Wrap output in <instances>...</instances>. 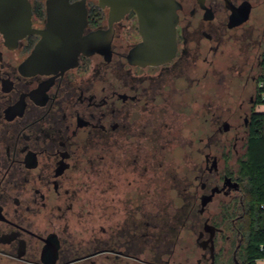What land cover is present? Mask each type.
<instances>
[{"label":"flooded vegetation","instance_id":"flooded-vegetation-1","mask_svg":"<svg viewBox=\"0 0 264 264\" xmlns=\"http://www.w3.org/2000/svg\"><path fill=\"white\" fill-rule=\"evenodd\" d=\"M178 1L158 62L132 54L137 12L111 22L99 0L84 34L108 45L65 70L26 68L42 35L0 30V264H245L264 0Z\"/></svg>","mask_w":264,"mask_h":264},{"label":"water","instance_id":"water-1","mask_svg":"<svg viewBox=\"0 0 264 264\" xmlns=\"http://www.w3.org/2000/svg\"><path fill=\"white\" fill-rule=\"evenodd\" d=\"M99 2L110 7L111 22L131 9L137 12L144 39L132 50L135 58L158 62L175 54L178 46V0ZM32 15L31 0H0V30L7 37H22L35 31L42 35L24 64L30 70H65L77 64L82 52L102 51L108 45V40H104L107 32L102 29L84 34L88 23L87 0H48V23L45 28H34Z\"/></svg>","mask_w":264,"mask_h":264},{"label":"trees","instance_id":"trees-1","mask_svg":"<svg viewBox=\"0 0 264 264\" xmlns=\"http://www.w3.org/2000/svg\"><path fill=\"white\" fill-rule=\"evenodd\" d=\"M261 80L264 82V73ZM259 101L264 103V85ZM242 173L247 182L246 201L251 208L247 246L242 256L245 264H258V258L264 257V111L253 116L249 151L242 164Z\"/></svg>","mask_w":264,"mask_h":264},{"label":"rangeland","instance_id":"rangeland-1","mask_svg":"<svg viewBox=\"0 0 264 264\" xmlns=\"http://www.w3.org/2000/svg\"><path fill=\"white\" fill-rule=\"evenodd\" d=\"M253 20L254 19H259V22L257 23V26H256V31H255V37L258 36L259 34H261L263 28H264V15L263 13L258 15L257 12H255V14H253Z\"/></svg>","mask_w":264,"mask_h":264},{"label":"crops","instance_id":"crops-1","mask_svg":"<svg viewBox=\"0 0 264 264\" xmlns=\"http://www.w3.org/2000/svg\"><path fill=\"white\" fill-rule=\"evenodd\" d=\"M263 108H264V105H263ZM257 263L264 264V257L258 258Z\"/></svg>","mask_w":264,"mask_h":264}]
</instances>
